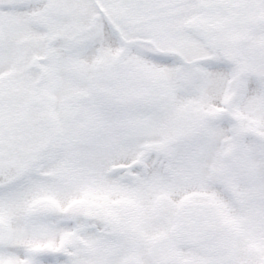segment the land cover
Instances as JSON below:
<instances>
[{
    "label": "snow or ice",
    "instance_id": "snow-or-ice-1",
    "mask_svg": "<svg viewBox=\"0 0 264 264\" xmlns=\"http://www.w3.org/2000/svg\"><path fill=\"white\" fill-rule=\"evenodd\" d=\"M0 264H264V0H0Z\"/></svg>",
    "mask_w": 264,
    "mask_h": 264
}]
</instances>
